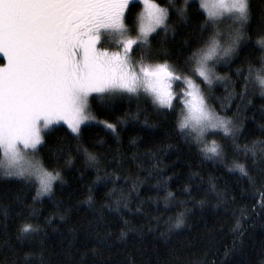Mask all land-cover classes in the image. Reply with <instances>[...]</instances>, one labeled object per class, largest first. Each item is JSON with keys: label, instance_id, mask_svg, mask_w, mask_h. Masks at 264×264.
<instances>
[{"label": "trees", "instance_id": "1", "mask_svg": "<svg viewBox=\"0 0 264 264\" xmlns=\"http://www.w3.org/2000/svg\"><path fill=\"white\" fill-rule=\"evenodd\" d=\"M155 2L169 8V30L152 34V51L166 50L170 64H181L196 46L207 15L195 0L186 18L174 10L184 0ZM251 3L249 39L228 63L215 66L225 79L206 93L218 115H235L242 122L241 148L264 140V95L253 80L241 99L243 83L237 74L241 69L247 75L251 67L255 76V70L264 68V48L257 43L264 38V0ZM140 8L134 1L127 12L131 29ZM175 88L179 93L180 85ZM96 96L89 109L95 120L81 124L79 138L63 123L43 134L38 156L45 168L60 173L47 196L36 195L31 179L5 175L0 167V264H40L41 255L45 264H262L264 213L257 206L264 189L250 186L246 178L238 180L240 174L226 167L234 160L252 167L251 158L234 152L231 139H222L221 132L205 139L220 143L227 159H206L194 142L189 146L181 137L170 110L144 97ZM180 107L177 103V111ZM102 121L115 124L116 131ZM84 148L98 157L96 165L86 161ZM2 155L0 151V161ZM261 168L264 163L257 161L255 170ZM213 184L217 191L227 189V203L219 201ZM201 200L203 206L197 203ZM185 209L184 224L175 228ZM237 219L242 227L234 234ZM25 223L37 231L18 238ZM98 237L106 239V246ZM26 253L36 255L25 259Z\"/></svg>", "mask_w": 264, "mask_h": 264}, {"label": "snow or ice", "instance_id": "2", "mask_svg": "<svg viewBox=\"0 0 264 264\" xmlns=\"http://www.w3.org/2000/svg\"><path fill=\"white\" fill-rule=\"evenodd\" d=\"M139 3L143 8L137 17V34L132 37L133 29L126 24L132 0H0V151L7 161L4 174L26 180L34 177L39 185L36 195L50 193L60 173L54 175L26 152L41 144L42 131L62 121L79 138L81 124L95 119L89 111L92 94H97L93 99L104 100L122 93L139 95L143 90L153 105L170 110L167 114L175 116L181 137L189 146L194 142L206 159H227L226 149L216 140L206 142V134L222 132V139L230 138L233 151H243L245 159L251 158L252 167L234 160L226 165L228 171L238 172V180L246 178L250 186L259 184L264 189V168L255 170L257 161L264 163V140H253L241 148L237 141L242 122L235 115H218L206 95L214 81L225 79L217 75L215 65L228 63L249 39L251 0H200V8L207 13L200 36L190 54L176 65L168 62L166 50L153 53L150 39L157 29L168 32L169 8L155 0ZM190 6V0H184V6L174 10L186 18ZM257 43L264 48V38ZM112 45L115 50H110ZM161 59L164 62H153ZM255 71L254 76L249 67L244 75L237 69L243 83L241 99L253 80L264 95V75L259 74L264 68ZM173 82L183 83L182 95L173 90ZM177 103L182 104L178 111ZM101 123L116 131L115 124ZM83 152L87 162L98 163L96 155L86 148ZM19 160L25 161L23 167L18 166ZM212 191L221 203L228 202L227 189L217 191L213 184ZM197 203L203 206L205 201ZM257 208L264 213V194ZM188 211L179 213L175 228L184 224ZM241 227L237 219L233 233L239 234ZM18 231V238H25L37 229L25 223ZM98 243L106 246L107 241L98 237ZM30 255L36 254L26 253L25 259ZM39 260L45 264L42 255Z\"/></svg>", "mask_w": 264, "mask_h": 264}, {"label": "rangeland", "instance_id": "3", "mask_svg": "<svg viewBox=\"0 0 264 264\" xmlns=\"http://www.w3.org/2000/svg\"><path fill=\"white\" fill-rule=\"evenodd\" d=\"M138 2L139 3V0H132V2ZM191 1V0H190ZM195 1H197L199 4H200V0H195ZM208 2L209 3H211L212 2V0H208ZM140 4V12H141V10H142V8H143V5L141 4V3H139ZM162 7V6H161ZM204 10V9H203ZM139 12V13H140ZM204 12L206 13V11L204 10ZM139 13H138V15H139ZM138 15H137V17H138ZM206 15H207V13H206ZM228 23H231V21H228ZM128 26V25H127ZM129 27V26H128ZM130 28V27H129ZM136 28H137V19H136V22H135V25H134V28H133V31L130 33V35L132 36V37H135L136 36V34H137V32H136ZM131 29V28H130ZM158 30V29H157ZM105 46L106 47H108L109 45L106 43L105 44ZM110 50H115V45H112L111 47H110ZM0 63H2V61H0ZM217 65V64H216ZM215 65V66H216ZM216 71V70H215ZM217 73V72H216ZM217 75H218V73H217ZM214 82H216V81H214ZM213 82V83H214ZM175 85H180V92L178 93V91H177V94H180V95H182V90H183V88L185 87L184 85H183V83L182 82H173V90L176 92V88H175ZM93 95H96V94H92L91 96H90V98L93 96ZM121 95H126V96H133V97H135V96H138V97H144V98H147L148 100H150V101H152L151 100V97L150 96H148L146 93H143V90H141V92H140V94L139 95H134V94H128V93H122ZM89 98V99H90ZM90 114H91V112H90ZM92 115V114H91ZM93 116V115H92ZM95 120V119H94ZM94 120H90V121H85L84 123H86V122H92V121H94ZM59 123H63V124H65L64 122H59ZM65 125H67V124H65ZM52 126V125H51ZM51 126H49V128L51 127ZM49 128H47V129H44L43 131H42V137H43V134H44V132L46 131V130H48ZM43 140V139H42ZM42 142V141H41ZM40 145V144H39ZM39 145H37V149H38V146ZM37 149L35 150V151H33V150H31V149H29V150H26V152L28 153V155L29 156H34L36 159H39L40 160V158H39V156H38V152H37ZM3 153V152H2ZM4 160V156L2 155V161ZM41 161V160H40ZM42 163V162H41ZM44 166V165H43ZM47 169V168H46ZM48 171H50V172H52L51 170H49V169H47ZM4 171H5V169H4ZM54 175H55V173H53ZM31 180L32 181H34L35 183H36V185H37V189H38V187H39V185H38V181H36L35 180V178L33 177V178H31ZM54 182H55V180L52 182V186H53V184H54ZM49 193H43V194H41V195H39V196H47Z\"/></svg>", "mask_w": 264, "mask_h": 264}, {"label": "clouds", "instance_id": "4", "mask_svg": "<svg viewBox=\"0 0 264 264\" xmlns=\"http://www.w3.org/2000/svg\"><path fill=\"white\" fill-rule=\"evenodd\" d=\"M17 164H18V166L23 167L24 164H25V161L24 160H19L17 162ZM0 167H2L3 169H6L7 168V161L6 160L0 161Z\"/></svg>", "mask_w": 264, "mask_h": 264}]
</instances>
